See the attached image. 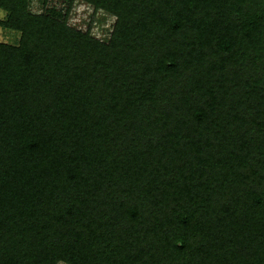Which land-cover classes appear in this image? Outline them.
I'll return each mask as SVG.
<instances>
[{
  "label": "trees",
  "instance_id": "obj_1",
  "mask_svg": "<svg viewBox=\"0 0 264 264\" xmlns=\"http://www.w3.org/2000/svg\"><path fill=\"white\" fill-rule=\"evenodd\" d=\"M0 10V264H264V0Z\"/></svg>",
  "mask_w": 264,
  "mask_h": 264
},
{
  "label": "rangeland",
  "instance_id": "obj_2",
  "mask_svg": "<svg viewBox=\"0 0 264 264\" xmlns=\"http://www.w3.org/2000/svg\"><path fill=\"white\" fill-rule=\"evenodd\" d=\"M52 1L54 3V0ZM55 4H58V2H56ZM73 6L74 3L72 7ZM78 6L80 13L84 16L83 23L78 24V27L91 30L92 34L98 38H108L112 29L114 17L107 14L100 15L97 13H93L92 8L89 6L81 5L82 6L81 7L80 4ZM72 15L73 14H70L69 18L70 17L72 18ZM5 17H6V13L0 10V21L5 19ZM0 41L15 44L19 41V34L0 27Z\"/></svg>",
  "mask_w": 264,
  "mask_h": 264
}]
</instances>
